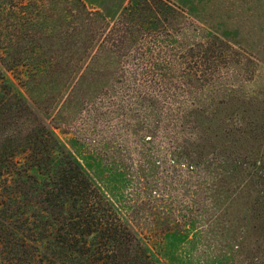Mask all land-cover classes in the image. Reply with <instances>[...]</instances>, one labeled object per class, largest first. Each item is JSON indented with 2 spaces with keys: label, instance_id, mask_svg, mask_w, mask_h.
<instances>
[{
  "label": "trees",
  "instance_id": "obj_1",
  "mask_svg": "<svg viewBox=\"0 0 264 264\" xmlns=\"http://www.w3.org/2000/svg\"><path fill=\"white\" fill-rule=\"evenodd\" d=\"M139 5L128 8L139 11ZM26 6L20 0H0V14L24 16L20 8ZM83 7L86 16L69 36L67 52L26 69L23 84H17L23 94L12 91L9 83L0 84V184L9 187L11 180L18 195L53 217L54 250L66 264H156L153 250L175 230L167 224L171 215L160 217L166 187L157 179L162 172L152 150L163 147L165 161L157 166L164 165L165 183H175L180 164L189 174H203L207 184L199 188H206L212 201L211 218L235 240L243 264H264V97L195 96L207 86L200 61L222 55L202 51V43L185 44V16L107 20ZM13 42L0 37L6 46L0 49L4 71L10 69L7 62L17 65L10 54ZM59 78L65 88L70 86L69 101L81 86H96L97 94L108 88L122 123L129 114L137 123L134 128L141 122L147 129L136 154L140 167L131 172L130 202L114 200L72 148L59 143L54 132L58 122H49L40 106L48 103ZM46 79L53 88L44 93ZM30 82L41 88L36 96L30 94ZM161 131L157 145L154 132Z\"/></svg>",
  "mask_w": 264,
  "mask_h": 264
},
{
  "label": "rangeland",
  "instance_id": "obj_2",
  "mask_svg": "<svg viewBox=\"0 0 264 264\" xmlns=\"http://www.w3.org/2000/svg\"><path fill=\"white\" fill-rule=\"evenodd\" d=\"M20 2L27 3L25 8H20L25 12L24 16H12L8 12L0 14V37L4 36L7 42L14 40L10 54L17 60L16 66L12 61L7 62L11 65L8 71L0 68V84L9 83L11 90L19 94H23V90L17 84H23L26 69L42 64L56 53L67 52L69 36L80 29L82 16H86L85 5L87 11L99 12L98 16H107V20L115 16H185L182 20L185 44L202 43V51L210 49L214 55L221 51L222 55L217 60L200 61L199 64L205 63L207 86L195 96L215 99L227 95L264 97V0ZM135 2L140 3L139 11L132 9L131 12L128 7ZM126 8L130 11L124 14ZM108 30L101 32L106 34ZM5 47L0 44V49ZM81 60L79 65L83 66L85 59ZM42 82L44 93L53 88H49L48 79ZM28 85L31 96L39 94L41 88L36 82ZM69 87L65 88L59 78L48 103L40 105L48 121H56L60 126L54 131L59 143L72 148L114 200L122 204L130 202L135 180L131 172L140 167L136 154L142 147L139 139L148 136L147 129L141 122L134 128L129 114L122 123L112 107L113 102H118L108 88L97 94L96 86L87 88L84 85L78 91L80 95L77 93V98L69 101ZM12 126L10 123L9 128ZM154 133L155 144L160 145L163 131L158 135ZM146 145L144 142L143 146ZM162 149L152 150L156 152L153 161L162 172L157 179L163 188L166 187L162 193L165 209L160 217L171 215L172 221L167 224L175 230L165 235L153 250L156 264H243L235 240L224 229L220 230L211 218L214 206L205 196L206 188H199L207 184L205 176L189 174L184 169L185 164H180L177 166L179 173L173 180L175 183L172 184V180L165 183L164 165L157 166L165 161ZM140 169L144 171L145 165ZM12 185L11 180L9 187L0 184V264H66L65 257H60L54 250L53 217L46 215L28 197L18 195ZM147 216L150 215L147 213Z\"/></svg>",
  "mask_w": 264,
  "mask_h": 264
}]
</instances>
